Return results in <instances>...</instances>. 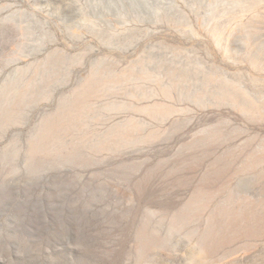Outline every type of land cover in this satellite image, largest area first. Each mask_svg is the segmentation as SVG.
I'll return each instance as SVG.
<instances>
[{
    "label": "rangeland",
    "instance_id": "rangeland-1",
    "mask_svg": "<svg viewBox=\"0 0 264 264\" xmlns=\"http://www.w3.org/2000/svg\"><path fill=\"white\" fill-rule=\"evenodd\" d=\"M0 264H264V0H0Z\"/></svg>",
    "mask_w": 264,
    "mask_h": 264
}]
</instances>
